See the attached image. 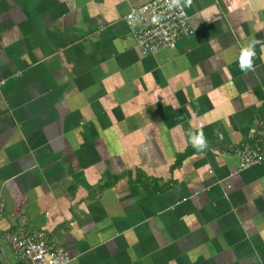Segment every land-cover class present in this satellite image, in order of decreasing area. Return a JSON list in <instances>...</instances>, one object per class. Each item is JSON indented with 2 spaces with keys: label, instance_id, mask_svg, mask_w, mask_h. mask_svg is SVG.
<instances>
[{
  "label": "crops",
  "instance_id": "1",
  "mask_svg": "<svg viewBox=\"0 0 264 264\" xmlns=\"http://www.w3.org/2000/svg\"><path fill=\"white\" fill-rule=\"evenodd\" d=\"M148 1L0 0V230L68 264H264V160L236 154L264 113V0H181L193 33L143 56L124 15Z\"/></svg>",
  "mask_w": 264,
  "mask_h": 264
},
{
  "label": "built area",
  "instance_id": "2",
  "mask_svg": "<svg viewBox=\"0 0 264 264\" xmlns=\"http://www.w3.org/2000/svg\"><path fill=\"white\" fill-rule=\"evenodd\" d=\"M128 32L143 56L173 47L193 29L181 0H150L132 6L124 15ZM4 80H0V85ZM253 142H243L236 149L237 171L264 160V113L260 117ZM7 214L6 199L0 190V221ZM1 241L8 244L15 255V264H68L72 257L44 231L15 223L0 230Z\"/></svg>",
  "mask_w": 264,
  "mask_h": 264
},
{
  "label": "clouds",
  "instance_id": "3",
  "mask_svg": "<svg viewBox=\"0 0 264 264\" xmlns=\"http://www.w3.org/2000/svg\"><path fill=\"white\" fill-rule=\"evenodd\" d=\"M258 40L251 41L243 50L240 56V68L244 72H248L253 67V57L255 53V45L258 43ZM194 146L198 148H203L206 144V140L203 136V133L193 138Z\"/></svg>",
  "mask_w": 264,
  "mask_h": 264
}]
</instances>
